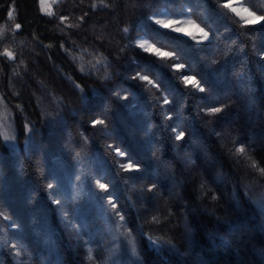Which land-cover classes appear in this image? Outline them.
I'll list each match as a JSON object with an SVG mask.
<instances>
[{
	"label": "trees",
	"instance_id": "trees-1",
	"mask_svg": "<svg viewBox=\"0 0 264 264\" xmlns=\"http://www.w3.org/2000/svg\"><path fill=\"white\" fill-rule=\"evenodd\" d=\"M164 2L186 8L210 33V41L197 44L156 25L150 17ZM223 2L59 0L56 15L46 17L39 0H14L15 19H9L13 0H0V28L13 37L4 46L18 56L16 62L0 58V98L16 127L15 150L0 132V212L8 217H0V264H44L46 230L52 231L63 264L104 263L102 250L87 259L90 246L82 244L49 198V192L60 195L44 187L56 180V166L76 168L73 149L96 160L111 181L110 194L133 228L144 264H264V218L254 201L264 193V176L248 167L245 157L227 154L245 143L246 156L264 167V25L245 27L225 14L218 6ZM248 6L264 14V0ZM85 13L79 28L68 26L81 23ZM62 14L70 16L65 23L58 19ZM16 23L22 25L20 32ZM139 34L176 52L188 65L186 74L197 75L206 91L183 86L180 74L165 66L172 59L159 61L139 49ZM138 72L160 88L129 79ZM73 81L84 88L87 101ZM113 91L129 100L116 99ZM165 96L171 103L160 106ZM226 102L230 106L213 121L201 111ZM106 105L111 109L107 117L102 115ZM169 112L175 114L170 120L165 119ZM94 118L109 122L110 136L89 124ZM150 122L157 127L145 136ZM179 125L189 132L182 142L174 141L171 131ZM82 132L87 146H82ZM110 144L122 147L141 169L121 172L105 147ZM151 183L162 196L136 191ZM13 222L19 227L12 228Z\"/></svg>",
	"mask_w": 264,
	"mask_h": 264
},
{
	"label": "snow or ice",
	"instance_id": "snow-or-ice-1",
	"mask_svg": "<svg viewBox=\"0 0 264 264\" xmlns=\"http://www.w3.org/2000/svg\"><path fill=\"white\" fill-rule=\"evenodd\" d=\"M103 2V0H101ZM218 2V0H217ZM252 0H248L246 3L245 0H224L222 4H218V6L224 10H226L225 14H232L233 16L237 17L239 21H242L243 25L247 28H253L258 25H264V14H258L257 11H254L251 7L248 6L249 3H251ZM59 0H39V11L43 13L46 17H53L56 15L54 11V5L58 4ZM95 7V5H93ZM15 5H14V0H13V6L11 10L7 11V17L9 19H15ZM87 13L81 15L79 17V21L81 23H78L76 25H71L69 24V27H77L79 28L81 24L85 21ZM59 21L61 23H65L70 19L69 15H60L58 17ZM152 21L159 27L170 30L172 32H176L179 34H182L184 36L190 37L192 40L196 41L197 44H202L204 42L210 41V33L205 30V28L201 27L196 21L194 20H189V21H180V20H175V19H167V20H162V19H156L155 16L150 17ZM15 30L17 32H20L22 29V25L20 23L15 24ZM125 32L128 31L127 28L124 29ZM12 36H9L5 33L3 28H0V47H2V50H0V58L6 59L7 61L10 62H16L18 60L17 53L12 50L11 47L9 46H4L6 40L12 39ZM136 45L139 47V49H142L144 53L150 54L156 58H158L159 61H166L168 59H172L174 62L172 64H167L168 68H170L174 74L179 73L180 75L178 76V80H180V83L188 88L189 90H195V91H201V85H202V80L198 78L197 75H191V74H186L188 69V65L182 62H179V57H177L176 52L174 51H167L164 48L157 47L156 44L150 43L148 39L140 38L135 41ZM235 43V41H233ZM47 48H51L52 45H45ZM61 48H64V45H60ZM64 51L71 55L69 50L67 48H64ZM262 57H264V54H261ZM73 60L76 59L75 56H71ZM20 63H23V61H20ZM214 64L220 63L218 60L213 61ZM81 72L85 71V68L82 66L81 67ZM13 75H19L18 73H13ZM104 79L109 80L111 79L110 75H106ZM129 79L133 80H139L141 82H145L147 85H151L152 87H155L157 89L160 88V84L156 83L149 75H141L139 72L135 76L129 77ZM73 87L81 93V99L83 101H87L88 99V94L85 92L84 88L79 84L73 81ZM93 93H95V89H92ZM112 95L120 100V101H128L129 100V95H121L119 91H113ZM2 99V98H0ZM171 101L165 98L162 101L163 105H168L170 104ZM230 102L226 103H220L216 106H210L204 109V113L206 114L207 117H209L212 121L216 118V116L220 113H222L227 107L230 106ZM111 109L109 106H105L104 112L102 115L107 117L110 113ZM174 113H167L165 119H172ZM60 115L57 114V116L52 117L51 119H56ZM4 119H7V116L4 117ZM89 124L97 130H100L103 132L104 135L110 136V126L109 122L106 119H100V118H94L89 121ZM2 126V125H0ZM98 126H103L102 129H98ZM28 132H32V127L31 126H26ZM157 127V125L154 122H150L147 125V129L144 133L145 136L149 135L150 133L153 132V130ZM172 133L174 134V141L176 142H182L185 138V127L183 125H179L177 127H173L171 129ZM81 139L83 141L82 146H87L90 142L88 139V136L85 135L83 132L80 134ZM215 135L219 139L222 136V133L220 131L215 132ZM15 137L12 135H9L8 131L5 130L3 132V140L5 142H9L14 140ZM239 137L234 138V145L235 141L238 140ZM107 150L116 158V161L120 164L121 166V172L123 173H132L135 172L136 169L139 167V165L134 162V161H128L127 159V154L123 151L120 146L117 145H106L105 146ZM154 148L156 147L155 145L153 146ZM253 152H255V148L252 149ZM74 156L73 159L75 161H79L81 159V153L79 151H75L73 149ZM227 154L231 157H245L247 161H251V163L248 164V167L251 169L257 171L261 176H264V167H259L258 162L253 159L252 156H246V145L245 143H240L238 147H234L233 149H228ZM152 155H156V151L152 152ZM127 161V162H126ZM237 163L239 161H236ZM88 177V180H91V182L94 184L95 188L97 189L98 194L101 196V198L104 200L105 204L107 205L108 211L110 213L109 218L113 220V223L116 225L118 228H125L126 231L120 233L122 237L127 238V243L131 246V250L133 254H136V249H135V242H134V236H133V228L128 227V222L125 217V215L119 210L120 209V204L119 201L116 199L115 196L111 195V181L108 179L106 176H97L95 173L94 169L90 166L88 171L86 173H78L74 177V181L76 183L73 184V189H72V195H71V203L73 207L78 206L79 203H81L86 196L88 195L87 189L81 190L79 181H81L84 176ZM107 181V182H105ZM57 182L55 179L49 180L45 185V189H53L56 187ZM135 187V186H134ZM136 191L140 193H148L151 195H156L159 193V187L156 183H151L147 187L136 189ZM161 196L163 193H159ZM32 196L35 197L36 194L32 193ZM49 198L52 200V202L56 205H61L62 203V198H57L52 195L51 192H49ZM264 198V194H262V197ZM215 199V197H214ZM33 200H30L29 202L31 203ZM61 216L63 218L70 219L69 218V212L68 211H62L60 212ZM0 217H3L5 220L8 219V217L3 216V212H0ZM152 221H157V217L153 216ZM12 228H18L19 225L16 223L11 224ZM81 225L79 223H72V228L77 230L79 234V239L82 242V244L87 245L88 241L84 239V236L86 234L81 233ZM190 231V229H189ZM149 240H151V237H148ZM14 248L15 245H12ZM89 254L87 256L88 260H93L94 257L91 255V249L88 250Z\"/></svg>",
	"mask_w": 264,
	"mask_h": 264
},
{
	"label": "rangeland",
	"instance_id": "rangeland-1",
	"mask_svg": "<svg viewBox=\"0 0 264 264\" xmlns=\"http://www.w3.org/2000/svg\"><path fill=\"white\" fill-rule=\"evenodd\" d=\"M180 7V5L174 3L170 4V2H164L157 8L155 18L162 20L175 19L180 21L193 20L187 12L188 10ZM3 27L4 26H1V28ZM138 36V39L144 38L149 40L144 34H139ZM149 42L152 43L150 40ZM0 50H2V47H0ZM5 116H7L6 120L4 119ZM0 125H2L0 126L2 136L3 132L7 130L9 135L15 137L14 140L7 142L12 150H15L16 127L12 114L7 108L3 98L0 100ZM90 166L94 169L97 176L104 175L100 167H98L96 160L92 159L90 156H81V159L77 162V166L73 171H67L64 167H61V165L56 166L57 185L54 187V190L62 198V203L59 205L61 210L69 212L70 219L67 220L70 222L71 227L72 223H79L82 226L80 232L86 234L84 239L88 241L87 245L90 246L89 248L91 249V255L93 257L95 251L102 250L106 254L104 260L105 264H144L135 239L136 254H133L131 246L127 243V238L120 235V233L126 231V229L116 227L113 220L109 218L108 215H110V213L107 205L98 194L94 184L91 180H88L86 175L79 181V184L81 190L87 189L88 195L78 206L73 207L71 195L73 184L76 183L74 177L78 173H86ZM262 194L264 193H260L256 196L254 201L264 218V198H261ZM78 234L80 233L78 232ZM44 239L47 257L44 258L43 263L63 264V258H61L54 237H52V231L46 230Z\"/></svg>",
	"mask_w": 264,
	"mask_h": 264
},
{
	"label": "clouds",
	"instance_id": "clouds-1",
	"mask_svg": "<svg viewBox=\"0 0 264 264\" xmlns=\"http://www.w3.org/2000/svg\"><path fill=\"white\" fill-rule=\"evenodd\" d=\"M180 81V80H179ZM206 85L204 84V85H201V91L200 92H205L206 91ZM125 95H127V94H125ZM207 108V106L206 107H203L202 109H201V111L204 113V109H206ZM185 135H186V137L189 135V132H188V130H187V128H185ZM184 141V140H183ZM120 148H122V147H120ZM126 154H127V156H128V153L125 151V150H123ZM128 161H133L132 159H128ZM127 162V161H126ZM116 163H117V166L119 167V169L121 170V166H120V164L116 161ZM138 165H139V167L136 169V171H139L140 169H141V167H142V165L141 164H139V163H137Z\"/></svg>",
	"mask_w": 264,
	"mask_h": 264
}]
</instances>
